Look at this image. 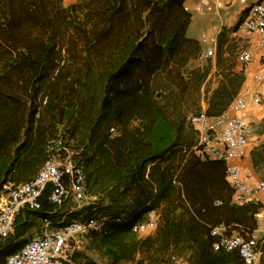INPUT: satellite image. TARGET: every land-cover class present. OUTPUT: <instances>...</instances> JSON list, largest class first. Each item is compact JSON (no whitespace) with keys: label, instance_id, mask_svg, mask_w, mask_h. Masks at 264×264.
<instances>
[{"label":"trees","instance_id":"1","mask_svg":"<svg viewBox=\"0 0 264 264\" xmlns=\"http://www.w3.org/2000/svg\"><path fill=\"white\" fill-rule=\"evenodd\" d=\"M185 3L0 0V196L8 182L33 180L62 138L93 199L71 217L105 220L106 232L92 239L114 261L143 264L136 260L143 248L168 254L181 227L169 219L184 215L172 197L191 193L207 170L192 151L197 133L188 122L207 70L186 69L200 46L187 36L192 13ZM50 191L38 217L55 208ZM168 202L173 208L158 234L139 238L133 226ZM23 217L0 245V264L26 241L19 239L29 227Z\"/></svg>","mask_w":264,"mask_h":264},{"label":"crops","instance_id":"2","mask_svg":"<svg viewBox=\"0 0 264 264\" xmlns=\"http://www.w3.org/2000/svg\"><path fill=\"white\" fill-rule=\"evenodd\" d=\"M77 1L64 0V4L69 6ZM185 6L192 13L187 36L199 42L200 54L212 44L190 33L195 18L194 11L199 16V22L205 27L203 34L217 39L212 45L215 50L213 55L202 59L199 55L189 63L194 64L192 66L195 68H201L202 64H206L207 76L201 89V109L198 111L205 110L220 114L230 107L238 95L260 97V103H250L243 112L247 124V146L246 155L241 160L244 168L252 174L251 184H257L264 179V77L262 79L256 77L257 71L264 66V45L259 44L257 36H235L234 29L245 15V5L240 0H186ZM202 42L206 45L203 46ZM243 49L254 53L253 61L246 68L238 60L239 53ZM226 89L228 95L223 98L217 97L219 92ZM205 160L207 159H203L202 162L206 164L204 166L207 170L196 175V182L189 189L191 193L183 191L180 200L172 197L173 204L178 205L176 213L179 215L184 213V215L178 216L177 219H169L181 227L180 234L169 240L168 254L150 252L143 248L138 251L136 260H141L143 264H160L164 261H170L172 264H245L237 251L225 252L213 249L214 238L210 235V229L221 227L226 228L229 233L254 238L257 241L254 264H264V192L261 193L259 202H237L224 163L210 165V162H204ZM69 202L71 201L61 206L54 205L55 208L49 213V218L54 221L70 219L74 209L66 205ZM92 202L93 199L89 204ZM171 208L173 205L169 202L161 204L156 209L158 216L155 225L149 227L145 233H136L138 237L156 236L160 225L166 223V216ZM35 212L38 211L25 209L22 224L30 227ZM26 213H29L28 216H25ZM172 215L173 213H170V217ZM147 217L148 214L145 218ZM43 218L41 217L42 220ZM44 229L45 225L42 224L41 234ZM15 232L18 233L16 226ZM41 234L37 233V236ZM24 237L25 233L19 239ZM119 261L136 264L133 259Z\"/></svg>","mask_w":264,"mask_h":264},{"label":"built area","instance_id":"3","mask_svg":"<svg viewBox=\"0 0 264 264\" xmlns=\"http://www.w3.org/2000/svg\"><path fill=\"white\" fill-rule=\"evenodd\" d=\"M240 2L245 5V15L234 32L243 37L257 36L259 44L264 45V0ZM202 40L212 45L217 41L216 37L207 34L202 35ZM212 45L200 54L201 59L214 54ZM253 59L254 53L248 49H243L238 56L245 68ZM256 77H264V66L257 71ZM250 103H260V97L241 94L220 114L201 110L188 118L197 133L192 151L202 159L224 163L235 200L239 203L259 202L264 192V179L251 184L252 174L241 164L247 146V124L243 112ZM51 150V155L33 180L20 184L8 182L5 185L0 196V245L10 238L18 217L25 209L41 210L42 196L48 187L51 188L49 200L56 206L68 201L80 203L88 197L86 173L81 163L73 158L75 153L66 147L62 138L54 143ZM157 216V210H151L145 221L133 226V232L145 233L155 225ZM43 221V233L27 239L20 249L5 257L3 264H82L73 260L80 236L89 231L99 234L106 232L105 220L96 215L67 222L44 217ZM211 235L214 250L237 251L245 264H254L257 255V241L254 238L232 234L221 227L212 228ZM160 264L172 263L164 261Z\"/></svg>","mask_w":264,"mask_h":264},{"label":"rangeland","instance_id":"4","mask_svg":"<svg viewBox=\"0 0 264 264\" xmlns=\"http://www.w3.org/2000/svg\"><path fill=\"white\" fill-rule=\"evenodd\" d=\"M194 15H195V18H194L193 27H192L190 33L194 34L196 37H202V34L205 33V29H204L205 27L199 22V16H198L196 11H194ZM235 36L238 37L240 35L236 34ZM244 42H245V40H244ZM202 43H203V46L206 45V43H204V42H202ZM192 65H194V64H192V63L188 64V66L186 68L187 71L195 68ZM201 68L205 69L206 64H202ZM200 109L201 108L199 106V110ZM195 111H198V110H195ZM90 200H92V199L88 196L84 200H82L80 203L69 202L66 205H68L69 207H72L74 209L73 212L75 213V212L81 211L84 206L88 205ZM35 214L36 213H34V217L32 216V218H33L32 220H34L35 223L33 221L32 225L29 228H27V230L24 232L25 233V237L23 238L24 240H27V239L32 238L34 236H37V233L41 234L40 230H41L42 224L44 225V222L41 219V217L39 218ZM25 216H28V215H25ZM91 216H94V214ZM86 217H89V215L82 213L77 219H83ZM71 219H74V218H72V217L70 219L66 218L64 221H69ZM14 233H16L15 228H14L12 234H14ZM73 260L74 261L77 260L76 262H80L82 264H90L89 263L90 261L94 262L95 264H133L129 261H112L109 257H106L104 251L99 248V245L97 244V242L93 241L92 231H89L88 233H84L80 236V238L78 240V244L76 245L74 252H73Z\"/></svg>","mask_w":264,"mask_h":264}]
</instances>
